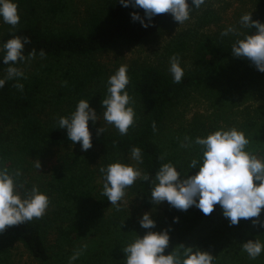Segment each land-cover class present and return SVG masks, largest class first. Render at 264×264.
Returning <instances> with one entry per match:
<instances>
[{
    "label": "trees",
    "instance_id": "1",
    "mask_svg": "<svg viewBox=\"0 0 264 264\" xmlns=\"http://www.w3.org/2000/svg\"><path fill=\"white\" fill-rule=\"evenodd\" d=\"M72 1L16 0L20 22L1 40L3 44L12 36L28 37L30 43L24 47L25 56L33 49L35 57H40L41 50L46 55L37 69L23 71L26 79L20 80L24 85L22 92L14 87V80L6 81L0 88V163L16 170L24 167L27 158L46 157L56 147L74 146L75 150L61 156L46 181L59 207L56 216L60 221L53 242H48L49 222L45 218L9 226L0 233V264H13L11 249L15 242L42 264H69V257L81 245L87 248L77 262L124 264L122 246L137 234L142 237L147 230L140 227L141 214L137 207L134 211L123 205L119 211L115 207L109 209L111 203L102 194L104 177L100 167L116 161L127 163L130 150L139 147L143 156L142 173L150 177L155 176L162 163L169 161L182 174H195L198 169H189L188 165L191 159L200 158V148L193 144L185 149L180 144L185 136L194 140L210 131L193 123L165 140L161 132L170 111L189 93L198 90H204L224 106L245 103L261 88L264 79V73L249 60L233 56L231 45L235 39L217 40L202 33L187 37L181 33L169 43L168 53L182 57L192 52L194 67L184 74L180 83H173L170 72L162 66L146 65L132 70L126 90L135 111L133 125L126 135H120L117 130H105L97 135V129L102 126L90 120L93 146L82 151L79 142L73 145L66 130L58 128L57 121L60 116L70 115L80 99L89 100L92 107L94 97L100 94L102 101L106 95L107 85H101L105 72L93 56L119 42H147L173 18L170 13L158 14L144 28L131 18L134 11L143 17V9L124 7L118 0H104L98 10L77 22ZM256 7L253 20L264 23V0H256ZM196 10L193 8L191 13ZM215 17L214 12L205 11L199 17V24L208 25ZM253 31L246 29L244 33ZM6 67L0 62V69ZM48 106L66 108L46 121L42 113ZM254 112L243 124L244 133L251 143L249 151L264 159V130L260 129L264 124V105ZM162 155L164 160L160 159ZM131 191L146 210L160 208L150 200V182L138 179ZM127 193L126 189L124 198ZM175 217L179 221L174 223ZM152 218L156 221L153 231L170 229L165 254L180 244L196 245L215 256L214 264H264V253L251 260L242 251L243 242L264 240V227L252 223L257 218L241 219L239 224L230 226L219 205L207 216L194 206L187 211L170 206L162 214H152ZM259 219L264 222V210Z\"/></svg>",
    "mask_w": 264,
    "mask_h": 264
},
{
    "label": "clouds",
    "instance_id": "2",
    "mask_svg": "<svg viewBox=\"0 0 264 264\" xmlns=\"http://www.w3.org/2000/svg\"><path fill=\"white\" fill-rule=\"evenodd\" d=\"M124 7L144 10L142 17L138 12H132L133 21H139L144 28L150 26L152 18L158 14L170 13L174 21L182 25L190 18L193 8L199 9L205 0H118ZM147 19V22L145 21ZM0 20L15 26L20 22L18 4L16 0H0ZM240 28L229 25L220 35L232 34L237 39L231 45V52L235 57H242L251 62L255 68L264 73V23L253 20L252 13H244L239 20ZM241 29H253L251 33H244ZM30 43L28 37L12 36L0 45L2 62L7 65L6 75L0 78V88L6 81H16L14 87L23 91L21 79H26L23 70L17 65L35 58L33 49L25 56L24 47ZM43 58L46 53H39ZM173 83H180L185 70L181 66L180 57L173 55L169 58V68ZM128 66L122 64L111 74L106 82V95L101 101L103 107V127L97 129V135L106 130L105 124L112 125L120 135H126L134 123L135 111L131 97L126 90L129 85ZM66 83V82H65ZM101 116L90 106L89 100L80 99L75 110L68 116L58 118V128L66 130L68 139L74 144L80 143L82 151L90 149L92 133L89 121L96 123ZM155 128V124H153ZM197 145L201 156L191 159L189 169H198L195 174L178 170L172 162L162 163L154 177L142 173L139 164L143 163L142 150L133 147L130 159L135 165L116 161L101 166L104 183L102 194L107 197L112 207L118 211L125 196V190L138 179L151 184L150 200L154 205L167 202L169 206L187 211L196 207L204 215L211 214L219 205L222 215L228 219L230 226L239 224L241 219L252 220L253 225L264 227L259 217L264 210V159L247 150L249 140L245 133L235 126L220 127L204 136H197L194 140L184 137L180 147L190 149ZM161 160L165 156L160 157ZM34 168L39 171L41 163L33 161ZM22 173L19 169L10 170L0 163V233L9 226L25 224L34 218L39 219L49 207L50 199L46 192H42L34 184L30 189H24L20 181ZM21 189H24L23 192ZM179 217L174 218V223ZM140 227L147 230L141 237L136 236L129 243L122 246L125 253L124 264H214L215 256L199 246L178 245L173 251L165 254L169 247L170 229L153 231L156 221L150 212H144L139 218ZM87 248L81 245L69 257V264H73ZM242 251L249 259L255 260L264 253V240L255 238L242 243Z\"/></svg>",
    "mask_w": 264,
    "mask_h": 264
},
{
    "label": "rangeland",
    "instance_id": "3",
    "mask_svg": "<svg viewBox=\"0 0 264 264\" xmlns=\"http://www.w3.org/2000/svg\"><path fill=\"white\" fill-rule=\"evenodd\" d=\"M103 3L104 0H73L72 4L76 11L77 22L80 21L79 18L84 17L91 11L98 10ZM205 11L214 12L216 17L212 23L208 25H200L199 17H201ZM244 13H252V19L255 17L257 13L256 0H208L203 6L192 12L190 18L182 25H179V22L173 20L165 25L158 35L147 42L140 44L127 42L116 43L109 49L95 54L92 58L104 69L105 74L101 85H105L108 77L122 64L128 66L127 74L132 70L146 65L162 66L168 70L169 58L171 57L168 53V45L181 33L185 34L187 37L202 33L210 35L217 40L229 41L237 39V37L232 34L222 37L220 33L229 25L240 28L239 20ZM11 28L12 26L0 20V45H2L1 40L3 35ZM245 30L246 29H241L242 32H245ZM180 60L185 73L194 67L192 52L186 53L184 56L180 57ZM43 61L44 59L41 57H35L30 61L20 64L18 67L23 71H33L37 69ZM3 75H6V73L3 69H0V76ZM100 97V94L94 97L92 108L96 110L97 116H101V119H98L96 122L103 127L104 122L102 120V113L104 109ZM262 105H264V79L261 88L255 92L253 98L238 105L224 106L216 101L214 97L208 95L204 90L192 91L183 99L180 105L170 111L162 127L161 136L163 139L168 140L173 133L183 130L184 128H189L193 123H196L199 127L204 126V129L210 132L219 129L220 127L232 126H235L244 132V122L251 115L255 114L254 109L261 107ZM65 108L66 107H61L60 109ZM60 109L48 106L45 112L42 113L43 119L48 121L51 117H56V114L63 113L64 111H60ZM262 122H264V120ZM104 126L106 130H116L112 125L105 124ZM260 129L261 131L264 130V124ZM250 148L251 143L249 141L247 150L249 151ZM74 150V146L56 147L48 156L27 158L28 161L25 163L24 167L17 168L22 173L20 181L24 184V189H30L36 184L42 192L47 193L50 199V204L46 213L39 218H45L49 222L47 232L49 243H52L56 236L55 228L60 220L56 216L57 209L59 208L57 206L58 201L50 191H48L46 181L49 179L48 177H50L54 165L58 163L61 156ZM37 159L41 163L39 171L33 166V161ZM126 162L132 165L136 164L134 160L130 159V156H127ZM138 166L141 169L140 164ZM133 185L127 188V196L123 198L121 203V205L129 211H134V207H137L138 214H141L142 216L144 212H150L151 215L162 214L164 210L170 207L167 202H163L158 209L146 210L140 205V201L134 198L135 194L131 191ZM24 189H21V191L23 192ZM109 209L112 210V205L109 206ZM11 262L13 264H42L31 256L24 246L18 242H15L11 249ZM73 264L82 263L74 261Z\"/></svg>",
    "mask_w": 264,
    "mask_h": 264
}]
</instances>
